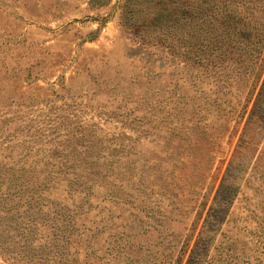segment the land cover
<instances>
[{
	"label": "rangeland",
	"instance_id": "1",
	"mask_svg": "<svg viewBox=\"0 0 264 264\" xmlns=\"http://www.w3.org/2000/svg\"><path fill=\"white\" fill-rule=\"evenodd\" d=\"M119 1L0 0V138L16 135L8 142L32 144L38 158L37 146L61 141L55 127L90 131L118 148L100 156L120 162L115 191L135 202L95 187L54 256L21 257L23 238L1 229L0 264H185L222 179L231 202L219 230L237 240L239 256L242 243L255 246L246 216L264 198V128L246 123L262 76L231 78L153 53L121 27ZM35 125L54 128V140ZM62 185L50 197L69 202ZM49 231L34 228L32 243H48ZM213 238L209 254L222 235Z\"/></svg>",
	"mask_w": 264,
	"mask_h": 264
},
{
	"label": "trees",
	"instance_id": "2",
	"mask_svg": "<svg viewBox=\"0 0 264 264\" xmlns=\"http://www.w3.org/2000/svg\"><path fill=\"white\" fill-rule=\"evenodd\" d=\"M119 2L121 27L133 41L153 53L225 73L231 78L262 76L246 126L254 124L264 128V0ZM89 3L102 6L108 0H89ZM35 126L39 138L53 136L54 128H47L45 133L40 126ZM55 129L61 141L57 146H37L34 156L42 153L38 158H30L28 152L33 151L32 144L24 146L20 142H8L16 135L0 138V230L18 231L23 238L20 247L27 249L21 257L36 255L38 251L39 254L44 251L53 256L58 254L62 246L60 242H69L77 229L76 211L83 212L92 206L89 197L94 194L95 187L100 188L108 200L135 203L130 196L123 198L115 191L122 190L120 180L113 178V172L116 171V177H119L120 169H123L118 168L120 162L100 156L105 150L118 152L117 147L104 145L102 139L87 130L60 132L58 127ZM246 134L243 129L242 136ZM66 150L75 157H55V151L65 155ZM82 154L95 155V158L81 157ZM259 166L256 162L251 171L259 174L258 179H261ZM224 183L225 179H222L216 189L213 203L203 219L200 236L190 249L185 264H264V198L256 204L260 211L251 210L246 216L255 218L256 225L252 235L249 233L248 236L249 240L254 238L255 246L242 243L239 256L238 247L234 245L237 240L219 230L225 221L221 214H224L226 203L231 202L230 196L221 194ZM60 184H63L61 189L69 202L50 197V191L59 188ZM232 190L234 187L229 192ZM39 225L48 226L50 239L48 243L34 245L30 234ZM217 232L222 238L213 244V253L209 254L207 246ZM3 243L0 241V248Z\"/></svg>",
	"mask_w": 264,
	"mask_h": 264
}]
</instances>
